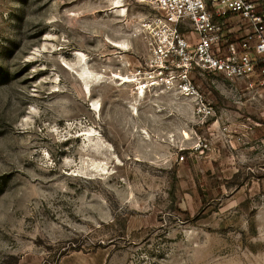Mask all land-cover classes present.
Here are the masks:
<instances>
[{
    "label": "rangeland",
    "instance_id": "374dc122",
    "mask_svg": "<svg viewBox=\"0 0 264 264\" xmlns=\"http://www.w3.org/2000/svg\"><path fill=\"white\" fill-rule=\"evenodd\" d=\"M115 1L0 0V264H264V77L202 124Z\"/></svg>",
    "mask_w": 264,
    "mask_h": 264
},
{
    "label": "built area",
    "instance_id": "2783aa9c",
    "mask_svg": "<svg viewBox=\"0 0 264 264\" xmlns=\"http://www.w3.org/2000/svg\"><path fill=\"white\" fill-rule=\"evenodd\" d=\"M156 14L144 21V34L154 57L147 72L150 86L177 87L199 102L204 124L215 113L189 80L192 71L252 89V76L264 77V12L256 0H135ZM230 16V17H229ZM243 25L232 41L226 18ZM152 73V74H151ZM153 74H155L153 76ZM179 79V80H178ZM178 80V81H177Z\"/></svg>",
    "mask_w": 264,
    "mask_h": 264
},
{
    "label": "bare ground",
    "instance_id": "6f19581e",
    "mask_svg": "<svg viewBox=\"0 0 264 264\" xmlns=\"http://www.w3.org/2000/svg\"><path fill=\"white\" fill-rule=\"evenodd\" d=\"M115 4H116V6H121V1L120 0H116L115 1ZM123 46H125V45H123ZM135 81H136V79H133V78H130V77H126V76L122 78V83H132V82H135ZM150 81L151 80H149V82ZM143 89H144L143 87H139L138 88V94L140 96H142L144 94ZM93 106H94V109L96 110L97 109V106L95 104Z\"/></svg>",
    "mask_w": 264,
    "mask_h": 264
},
{
    "label": "trees",
    "instance_id": "16d2710c",
    "mask_svg": "<svg viewBox=\"0 0 264 264\" xmlns=\"http://www.w3.org/2000/svg\"><path fill=\"white\" fill-rule=\"evenodd\" d=\"M256 1H258L259 3H260V5H261V11H263L264 12V4H263V0H256ZM230 17V16H229ZM229 17H227L226 18V21H228V19H229ZM232 25L233 24H231V22L230 21H228L227 22V30H231L232 29ZM228 35V37L232 40V41H234V40H239V35L238 36H235V34L234 33H228L227 34ZM185 153V152H184Z\"/></svg>",
    "mask_w": 264,
    "mask_h": 264
}]
</instances>
